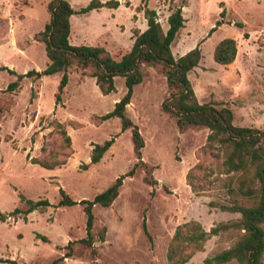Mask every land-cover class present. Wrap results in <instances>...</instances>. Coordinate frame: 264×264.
Segmentation results:
<instances>
[{"label": "rangeland", "instance_id": "374dc122", "mask_svg": "<svg viewBox=\"0 0 264 264\" xmlns=\"http://www.w3.org/2000/svg\"><path fill=\"white\" fill-rule=\"evenodd\" d=\"M66 1L78 12L93 0ZM97 1H119V6L73 15L71 45L101 46L119 59L131 50L134 32L146 29V6L156 11L164 33L166 18L181 7L185 23L171 51L178 59L200 45L202 59L198 68L188 73L198 102L229 108L235 126L264 129V0ZM50 2L0 0V67L17 74L46 68L45 45L34 36L50 21ZM212 28L215 31L209 36ZM226 38L236 40L238 57L222 66L213 60V51ZM141 70L143 80L134 87L125 114L138 126L144 141L142 161L157 184L144 182L146 167L139 165L133 177L124 179L110 207L95 205L93 233L102 227L106 233L103 242L96 241L90 248L78 242L86 237L83 207L55 206L60 190L74 201L92 200L138 162L130 130L122 132L117 118L98 120L125 95L124 78H114L116 91L104 96L93 78L72 66L66 71L68 83L57 104L55 95L63 72L27 78L15 92L0 93V215L5 217L0 219V259L48 264L75 241L72 256L58 264H167L168 246L177 226L196 221L206 232L220 229L186 263L206 264V259L232 248L242 238L243 231L231 225L240 220V213L222 207H231L236 201L249 206L253 201L229 192L234 186L228 180L232 174L227 176L219 168L217 152L202 154L209 133L206 128L179 131L175 120L161 111L169 94L165 77L153 67L143 65ZM15 80V76L0 71V90L5 91ZM57 123L65 127L69 145L60 136ZM111 138L114 143L100 162L83 169L82 165L90 163L94 145ZM34 159L63 164L47 170L33 163ZM199 161L204 168L196 170ZM190 170L195 193L186 181ZM251 186L256 188L257 184ZM19 195L32 201L46 199L52 206L43 213L12 214L15 209H25ZM225 224L227 228L222 227ZM38 235L48 242H42Z\"/></svg>", "mask_w": 264, "mask_h": 264}, {"label": "trees", "instance_id": "16d2710c", "mask_svg": "<svg viewBox=\"0 0 264 264\" xmlns=\"http://www.w3.org/2000/svg\"><path fill=\"white\" fill-rule=\"evenodd\" d=\"M119 1L100 3L97 0L91 1L86 7L76 12L66 0H51L47 9L50 14V21L45 25L43 31L37 33L34 39L45 45V53L49 60L48 65L42 71L30 70L25 74H17L7 67H0V71H6L15 76L16 80L9 83L7 89L1 92L13 93L20 83L27 78L41 79L44 76L63 72L55 95L56 104L61 100L63 89L68 83L67 69L75 68L86 73L95 80L100 93L104 96L116 91L114 78L122 77L125 80L126 93L115 103L114 109L100 117L101 122L111 118H117L121 122V131L130 130L133 150L138 162L133 169L118 177L103 192L97 194L92 200L74 201L63 190H60V199L56 208L72 207L80 205L86 217V237L79 240V243L92 247L93 244L103 242L106 228L94 234L95 217L93 208L95 205L110 207L119 195L123 181L127 177H133L139 165L146 167L147 175L144 182L149 186H155L157 181L152 178L151 169L142 161V149L144 141L139 132L138 126L125 114L126 107L130 104L133 89L143 80V65L153 67L165 77L169 89L168 96L161 104V111L175 120L179 131L192 127L206 128L209 133L206 144L201 152L206 155L208 152H217L216 159L221 158L219 168L229 177V192L243 199L253 201L249 206L237 204L231 207H222V210L240 213L239 221L232 223L243 231L242 238L230 249L217 254L212 259H206L205 263L212 261L223 264L235 260L238 264H264V129H252L238 127L233 124V114L229 108H215L212 104H200L192 89L188 73L199 66L202 59L200 45L190 50L182 57L175 59L172 55L171 44L178 32L184 27L185 19L182 15V8H176L167 18L168 30L164 33L158 22L155 10L144 8V17L147 28L143 32H134V42L129 52L119 59L113 58L104 47L101 46H73L69 42L70 18L76 14H87L93 10L107 7L117 9ZM223 16V11L221 13ZM220 26V23L217 24ZM240 27V25H238ZM215 28H212L209 36ZM246 36V35H245ZM237 56V42L234 39L226 38L221 40L214 48L213 60L222 66L232 64ZM3 110L0 107V115ZM56 128L66 145L70 144V138L66 129L61 123ZM114 143V138L104 141L102 144L94 145L90 156V163L82 165L87 169L89 165L100 162L103 155ZM47 170H53L63 163L49 165L44 161L32 160ZM199 161L194 169H203ZM193 170L186 175L187 185L195 193L192 183ZM256 183L257 187L251 185ZM19 200L24 204L25 209H15L12 214L23 213L28 215L34 211L45 212L52 205L48 200L32 201L19 195ZM0 219L5 217L0 215ZM227 228L228 224L222 225ZM219 228L215 227L206 232L196 221H190L177 226L167 250V264H186L195 253L203 250L204 243L210 236H216ZM38 239L47 243L45 236L38 235ZM71 241L66 246L67 252L61 257L54 259L48 264H58L64 259L72 256ZM17 264L15 261L0 259V264Z\"/></svg>", "mask_w": 264, "mask_h": 264}, {"label": "crops", "instance_id": "0c3cea01", "mask_svg": "<svg viewBox=\"0 0 264 264\" xmlns=\"http://www.w3.org/2000/svg\"><path fill=\"white\" fill-rule=\"evenodd\" d=\"M168 16H169V15H168ZM167 18H168V17H167ZM167 18H166V20H167ZM146 28H147V26H146ZM164 28H165V27H164ZM145 30H146V29L143 28L141 32H143V31H145ZM165 30H168V27L165 28ZM69 42L71 43V39H70V37H69ZM187 50H188V48L185 49V50H183L182 54H184ZM236 57H238V53H237V56H236ZM197 68H198V67H196L195 69H197Z\"/></svg>", "mask_w": 264, "mask_h": 264}]
</instances>
